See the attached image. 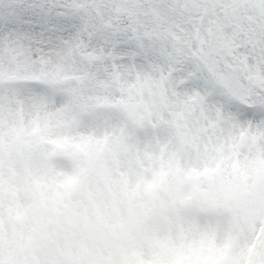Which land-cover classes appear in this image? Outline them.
<instances>
[{
  "label": "snow or ice",
  "instance_id": "1",
  "mask_svg": "<svg viewBox=\"0 0 264 264\" xmlns=\"http://www.w3.org/2000/svg\"><path fill=\"white\" fill-rule=\"evenodd\" d=\"M0 264H264V0H0Z\"/></svg>",
  "mask_w": 264,
  "mask_h": 264
}]
</instances>
